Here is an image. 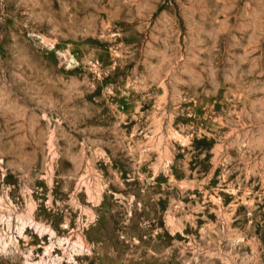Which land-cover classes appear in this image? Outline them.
<instances>
[{
    "label": "rangeland",
    "instance_id": "obj_1",
    "mask_svg": "<svg viewBox=\"0 0 264 264\" xmlns=\"http://www.w3.org/2000/svg\"><path fill=\"white\" fill-rule=\"evenodd\" d=\"M0 264H264V0H0Z\"/></svg>",
    "mask_w": 264,
    "mask_h": 264
}]
</instances>
